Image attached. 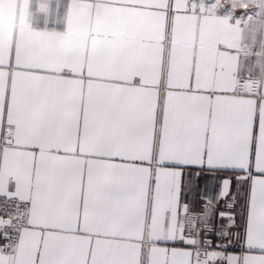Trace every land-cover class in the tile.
Listing matches in <instances>:
<instances>
[{"label":"snow or ice","instance_id":"6c2138e0","mask_svg":"<svg viewBox=\"0 0 264 264\" xmlns=\"http://www.w3.org/2000/svg\"><path fill=\"white\" fill-rule=\"evenodd\" d=\"M0 264H264V0H0Z\"/></svg>","mask_w":264,"mask_h":264}]
</instances>
